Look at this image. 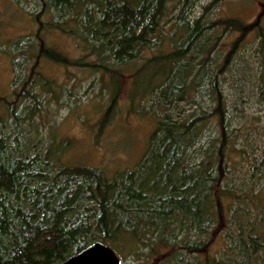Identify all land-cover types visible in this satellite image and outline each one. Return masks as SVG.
Instances as JSON below:
<instances>
[{
  "label": "trees",
  "instance_id": "trees-1",
  "mask_svg": "<svg viewBox=\"0 0 264 264\" xmlns=\"http://www.w3.org/2000/svg\"><path fill=\"white\" fill-rule=\"evenodd\" d=\"M199 1L37 3L36 29L4 49L15 86L0 95V264H60L96 243L120 264H264V123L261 144L241 139L242 104L264 110V7L245 21L220 15L226 0ZM55 29L82 47L75 66L111 85L100 127L125 76L131 107L155 122L132 167L69 157L75 140L43 108L64 90L41 62H71L43 36ZM220 236L224 251L205 256Z\"/></svg>",
  "mask_w": 264,
  "mask_h": 264
},
{
  "label": "rangeland",
  "instance_id": "rangeland-1",
  "mask_svg": "<svg viewBox=\"0 0 264 264\" xmlns=\"http://www.w3.org/2000/svg\"><path fill=\"white\" fill-rule=\"evenodd\" d=\"M39 1L43 3V0H0V95H8L15 86L12 57L10 58L4 49H9L10 40L18 36H26L27 33L36 29L31 15L37 12L35 8ZM199 4L202 5L201 0ZM201 5L197 9L198 12L202 9ZM263 7L264 0H226L219 10L221 16L239 15L244 17L245 21H254ZM44 16L51 15L46 13ZM66 29L68 30L69 27ZM43 36L48 40V44L54 45L71 61L68 65L49 60L41 62L42 70L58 85H62L64 90L61 96L63 105L52 100L44 104L43 108L50 107L53 114L52 120L57 122L61 134L75 140L77 146L69 157L75 162H83L91 166L102 165L110 170L132 167L141 158L146 140L155 129V122L139 116L131 107L129 76L124 77L120 96L112 111V118L104 127H100L99 122L109 101L111 85H104L101 88L102 84L98 79H94L84 68L75 66L73 61L82 55L83 49L77 45L71 33L55 29L52 32H44ZM56 48L54 49L58 51ZM107 79L110 81L108 75L105 77V80ZM140 86L144 87V85ZM242 105L245 106L244 121L247 120V123L244 124L246 129L242 132L241 139L247 132L255 144H261L262 139L257 140L259 132L254 131V128L264 123L262 104L258 103L256 98H251L249 104ZM258 116L262 118L259 120L256 118ZM40 131L46 132V128L42 126ZM237 160L239 167L237 177L241 178L249 166V160L243 154L237 155ZM235 182L241 185L240 179H236ZM262 182L264 184V179ZM225 246L223 236H220L210 245V249L204 252V255L209 257L219 251L223 252ZM125 264H139V262L129 260Z\"/></svg>",
  "mask_w": 264,
  "mask_h": 264
},
{
  "label": "water",
  "instance_id": "water-1",
  "mask_svg": "<svg viewBox=\"0 0 264 264\" xmlns=\"http://www.w3.org/2000/svg\"><path fill=\"white\" fill-rule=\"evenodd\" d=\"M60 264H120V257L112 247L96 243Z\"/></svg>",
  "mask_w": 264,
  "mask_h": 264
}]
</instances>
